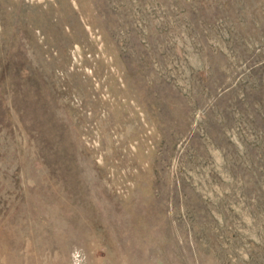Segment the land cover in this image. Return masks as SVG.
<instances>
[{
    "label": "rangeland",
    "instance_id": "rangeland-1",
    "mask_svg": "<svg viewBox=\"0 0 264 264\" xmlns=\"http://www.w3.org/2000/svg\"><path fill=\"white\" fill-rule=\"evenodd\" d=\"M0 264H264V0H0Z\"/></svg>",
    "mask_w": 264,
    "mask_h": 264
}]
</instances>
